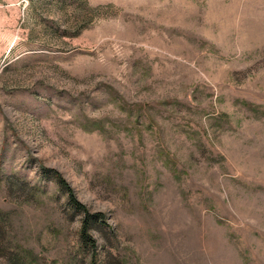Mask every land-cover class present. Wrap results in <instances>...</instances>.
Returning <instances> with one entry per match:
<instances>
[{"label":"rangeland","instance_id":"374dc122","mask_svg":"<svg viewBox=\"0 0 264 264\" xmlns=\"http://www.w3.org/2000/svg\"><path fill=\"white\" fill-rule=\"evenodd\" d=\"M0 264H264V0H0Z\"/></svg>","mask_w":264,"mask_h":264},{"label":"trees","instance_id":"16d2710c","mask_svg":"<svg viewBox=\"0 0 264 264\" xmlns=\"http://www.w3.org/2000/svg\"><path fill=\"white\" fill-rule=\"evenodd\" d=\"M56 178H57V181H58V184L60 185V187L66 191L68 201H69L71 207L74 209V211L77 214H83L84 215L82 235H83V238L87 241V239H88L87 231L90 227L89 225L98 224L100 221L103 220L104 214L101 212L90 213V211L87 209V207L78 200L73 189L70 187V185L67 183V181L59 173L56 174Z\"/></svg>","mask_w":264,"mask_h":264}]
</instances>
